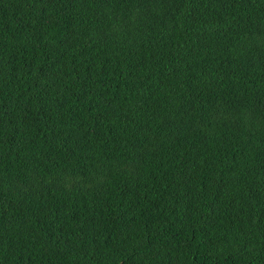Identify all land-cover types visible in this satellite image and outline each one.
<instances>
[{
    "label": "trees",
    "instance_id": "16d2710c",
    "mask_svg": "<svg viewBox=\"0 0 264 264\" xmlns=\"http://www.w3.org/2000/svg\"><path fill=\"white\" fill-rule=\"evenodd\" d=\"M0 264H264V0H0Z\"/></svg>",
    "mask_w": 264,
    "mask_h": 264
}]
</instances>
